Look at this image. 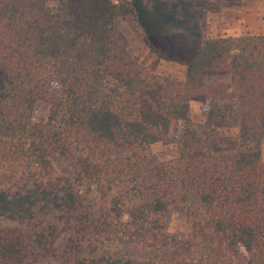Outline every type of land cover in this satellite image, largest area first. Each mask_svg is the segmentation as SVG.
Returning a JSON list of instances; mask_svg holds the SVG:
<instances>
[{"label": "trees", "instance_id": "16d2710c", "mask_svg": "<svg viewBox=\"0 0 264 264\" xmlns=\"http://www.w3.org/2000/svg\"><path fill=\"white\" fill-rule=\"evenodd\" d=\"M137 15L132 0H0V264H264V33L203 37L166 83L121 34ZM233 119L236 151L214 154V123ZM172 213L186 236L168 233Z\"/></svg>", "mask_w": 264, "mask_h": 264}, {"label": "rangeland", "instance_id": "374dc122", "mask_svg": "<svg viewBox=\"0 0 264 264\" xmlns=\"http://www.w3.org/2000/svg\"><path fill=\"white\" fill-rule=\"evenodd\" d=\"M132 1L138 15L121 21V34L136 60L166 83L170 80H184L186 63L203 37L237 39L245 35L264 33V0ZM209 79L228 81V76L214 74L209 76ZM105 92L119 96L122 90L114 79L108 78ZM190 111L194 121L203 122L207 103L202 99H195L191 103ZM46 115V107L39 105L35 120L41 121ZM214 129L213 153L233 154L238 146V120L215 122ZM152 151L161 160L176 156V148L173 145H154ZM189 225V218L183 214L172 213L167 218L168 233L177 238L186 236ZM30 226L25 224L19 226V229L30 234ZM109 250L124 256L153 259L158 262L181 256L175 248L164 254L134 245H113Z\"/></svg>", "mask_w": 264, "mask_h": 264}]
</instances>
